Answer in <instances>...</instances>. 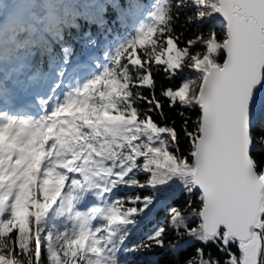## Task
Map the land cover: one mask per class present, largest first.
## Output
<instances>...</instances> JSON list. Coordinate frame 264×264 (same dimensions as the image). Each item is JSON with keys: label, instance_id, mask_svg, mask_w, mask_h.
Here are the masks:
<instances>
[{"label": "snow or ice", "instance_id": "6c2138e0", "mask_svg": "<svg viewBox=\"0 0 264 264\" xmlns=\"http://www.w3.org/2000/svg\"><path fill=\"white\" fill-rule=\"evenodd\" d=\"M73 32L106 45L86 74ZM258 108L264 0H0V264H138L170 232L202 245L185 264H264Z\"/></svg>", "mask_w": 264, "mask_h": 264}, {"label": "trees", "instance_id": "16d2710c", "mask_svg": "<svg viewBox=\"0 0 264 264\" xmlns=\"http://www.w3.org/2000/svg\"><path fill=\"white\" fill-rule=\"evenodd\" d=\"M114 14L111 10H108V17H112ZM179 30V29H178ZM89 31H95L94 29H89ZM71 38L74 41H78L76 43V55L74 57V61L76 64L86 63V68L91 67L92 63H96L102 59L103 48L106 45H102L101 49L93 52L91 55H86L85 50L82 48L83 40L81 39V35L79 32L70 33ZM122 38V33L117 32L113 33L112 36L105 35L103 39L107 42L118 41ZM35 55V54H34ZM36 63L38 66H43L44 59L40 56L36 58ZM165 111L169 112L170 110L165 107ZM159 120V117H156ZM258 124L254 127V135L257 137V143L259 145L258 149L255 150L254 155L257 159L264 158V145L259 143V137L264 136V114L259 118ZM123 195V193H120ZM142 195L151 194L148 191L141 193ZM156 204L155 210L152 216L148 218H144L140 228L134 232L131 238V244H136L140 241V239L152 228H154L159 223H162L169 219L168 209L174 206H182L185 201L189 199L187 193L182 192L179 188L174 189H162L160 192L156 193ZM170 243L166 244L164 248H156L152 252L138 253L136 256H129L128 258L133 261H137L138 264H185V261L192 258L195 255V249L202 245H199L196 242L189 240L187 237L183 239H178L175 236V233L170 232L169 234ZM173 245H175L176 251L173 250ZM207 252H211L212 255L221 261H223L226 257L225 254L220 252L215 245L209 246L206 249ZM233 251H237L234 247ZM238 254V251H237Z\"/></svg>", "mask_w": 264, "mask_h": 264}, {"label": "water", "instance_id": "95a60500", "mask_svg": "<svg viewBox=\"0 0 264 264\" xmlns=\"http://www.w3.org/2000/svg\"><path fill=\"white\" fill-rule=\"evenodd\" d=\"M264 114V109H257L256 110V112H255V115H254V127H255V125L258 123V119H259V117L261 116V115H263ZM254 129V128H253ZM258 144H256V147H255V149H254V152H255V150L256 149H258Z\"/></svg>", "mask_w": 264, "mask_h": 264}, {"label": "rangeland", "instance_id": "374dc122", "mask_svg": "<svg viewBox=\"0 0 264 264\" xmlns=\"http://www.w3.org/2000/svg\"><path fill=\"white\" fill-rule=\"evenodd\" d=\"M92 69H93V65L91 66V69H90V70H92ZM82 70H83V69H82ZM88 71H89V70H87V71H84V70H83V71H79V72H80L81 74H86ZM154 210H155V207L153 208L152 212L149 214L148 217L152 216ZM148 217H146V218H148Z\"/></svg>", "mask_w": 264, "mask_h": 264}]
</instances>
